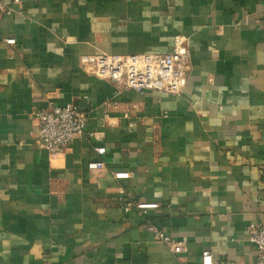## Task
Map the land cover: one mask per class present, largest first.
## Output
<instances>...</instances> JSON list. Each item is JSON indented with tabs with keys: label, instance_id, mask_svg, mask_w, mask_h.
I'll use <instances>...</instances> for the list:
<instances>
[{
	"label": "crops",
	"instance_id": "0c3cea01",
	"mask_svg": "<svg viewBox=\"0 0 264 264\" xmlns=\"http://www.w3.org/2000/svg\"><path fill=\"white\" fill-rule=\"evenodd\" d=\"M5 4L0 264H201L203 251L213 264H254L247 228L264 224V0ZM175 36L190 53L179 96L117 93L79 62L168 53ZM67 104L88 114L95 135L50 160L35 144V114ZM136 202L152 207L125 210ZM146 222L185 247L171 252Z\"/></svg>",
	"mask_w": 264,
	"mask_h": 264
},
{
	"label": "built area",
	"instance_id": "2783aa9c",
	"mask_svg": "<svg viewBox=\"0 0 264 264\" xmlns=\"http://www.w3.org/2000/svg\"><path fill=\"white\" fill-rule=\"evenodd\" d=\"M18 4L27 0H0V22L12 11L5 2ZM5 44L14 45L13 39H6ZM82 67H88L96 77L110 81L117 93L123 90L136 92L155 91L179 96L185 87L189 71L190 53L188 41L182 36L173 38L172 49L168 53L119 55L100 53L84 55L79 59ZM38 121V132L35 144L46 152L48 159H55L73 142L74 139L94 133L87 132L88 114L78 105L67 104L42 110L35 114ZM98 155L104 154V148H95ZM98 163H90V170L97 169ZM126 172H115V180L129 178ZM264 182V171L262 172ZM152 205L147 203H132L130 208L144 214ZM155 207V206H154ZM144 229L153 235L156 241L169 247L173 253L182 251L183 241H176L165 236L154 225L146 222ZM248 241L254 245L257 258L254 264H264V224L251 225L247 228ZM201 264H213L208 251L201 253Z\"/></svg>",
	"mask_w": 264,
	"mask_h": 264
}]
</instances>
